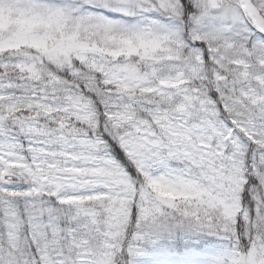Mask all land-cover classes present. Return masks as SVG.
<instances>
[{
    "label": "snow or ice",
    "instance_id": "1",
    "mask_svg": "<svg viewBox=\"0 0 264 264\" xmlns=\"http://www.w3.org/2000/svg\"><path fill=\"white\" fill-rule=\"evenodd\" d=\"M0 264H264V0H0Z\"/></svg>",
    "mask_w": 264,
    "mask_h": 264
}]
</instances>
